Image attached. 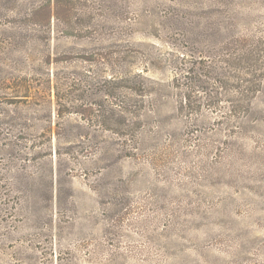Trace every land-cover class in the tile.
Wrapping results in <instances>:
<instances>
[{
    "label": "rangeland",
    "instance_id": "1",
    "mask_svg": "<svg viewBox=\"0 0 264 264\" xmlns=\"http://www.w3.org/2000/svg\"><path fill=\"white\" fill-rule=\"evenodd\" d=\"M0 264H264V0H0Z\"/></svg>",
    "mask_w": 264,
    "mask_h": 264
}]
</instances>
